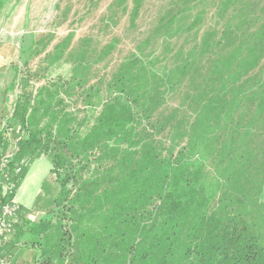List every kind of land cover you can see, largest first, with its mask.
Masks as SVG:
<instances>
[{
	"label": "trees",
	"instance_id": "16d2710c",
	"mask_svg": "<svg viewBox=\"0 0 264 264\" xmlns=\"http://www.w3.org/2000/svg\"><path fill=\"white\" fill-rule=\"evenodd\" d=\"M144 1L114 7L130 2L134 27ZM171 5L105 79L90 83L91 65L115 44L70 53L73 34L48 61L71 60L65 83L33 91L13 68L1 99L17 80V191L34 162L51 165L49 207L20 229L37 264H264V0Z\"/></svg>",
	"mask_w": 264,
	"mask_h": 264
},
{
	"label": "rangeland",
	"instance_id": "374dc122",
	"mask_svg": "<svg viewBox=\"0 0 264 264\" xmlns=\"http://www.w3.org/2000/svg\"><path fill=\"white\" fill-rule=\"evenodd\" d=\"M27 5L17 8L18 18L25 20L23 24L18 25L19 43L17 56L13 59L9 57L6 65L0 62V132L2 128H9V146L7 152H11L15 141L18 139L19 126L17 117L12 116L16 96L21 94V88L18 87L16 80L10 93L3 100L2 91L15 78L13 68L18 71V76L29 77L31 89L34 91L43 85L53 82L65 83L71 76V60L65 58L60 62L48 66V61L53 53V47L63 41L69 34H73L72 44L68 50L70 53L79 51L83 40L92 41L90 50L93 55L98 54L107 44H115V50L107 59L91 65L89 82L94 83L99 78L109 77L114 69L128 56L134 52L136 46L144 42L145 39L152 36L157 19L163 16L171 7L175 0H145L140 8L139 16L135 21V26L129 25L131 4L128 2L127 12L114 7L116 0H26ZM211 6H207L208 15L205 19V25L211 24L213 14ZM196 12L193 11L192 14ZM110 18V20H108ZM20 19V20H21ZM173 40V39H172ZM181 38H175L172 42L174 46L181 44ZM155 42V43H154ZM164 42L162 37L154 38V43L147 49L161 51ZM18 43V44H19ZM20 46V49H19ZM35 49V50H34ZM17 54V53H15ZM93 59V56L91 58ZM67 60V61H66ZM10 70H12L10 72ZM9 73V74H8ZM177 102V98L173 102ZM70 109L82 110L81 104L70 105ZM13 126L12 129L10 128ZM13 130V131H11ZM51 165L49 160L41 157L34 162L27 172V176L20 185L17 201L23 209L19 212V230H24L27 223H37L49 207L48 194L50 190L45 181L49 180V170ZM44 182V187L41 188ZM52 196L58 190L57 185L51 187ZM18 189V190H19ZM264 200V191H263ZM51 211V208L48 210ZM47 211V213H48ZM23 226V227H22ZM18 245L12 254V261L17 259L27 264H35L34 246L28 241V235L21 230Z\"/></svg>",
	"mask_w": 264,
	"mask_h": 264
},
{
	"label": "built area",
	"instance_id": "2783aa9c",
	"mask_svg": "<svg viewBox=\"0 0 264 264\" xmlns=\"http://www.w3.org/2000/svg\"><path fill=\"white\" fill-rule=\"evenodd\" d=\"M15 150L16 145L11 152L0 153V264H13L7 248L18 233L20 219V205L15 196L22 167L18 165L10 170Z\"/></svg>",
	"mask_w": 264,
	"mask_h": 264
},
{
	"label": "crops",
	"instance_id": "0c3cea01",
	"mask_svg": "<svg viewBox=\"0 0 264 264\" xmlns=\"http://www.w3.org/2000/svg\"><path fill=\"white\" fill-rule=\"evenodd\" d=\"M26 5H27L26 0H0V62H4L3 65L7 64L9 57L13 59V57L17 56L18 52H20L19 50H17L18 45H20L19 37H18L19 36L18 35L19 33L18 25L23 24L25 20V16L23 17V20L21 18H18L19 13L17 14V8L18 7L22 8V7H25ZM19 49H20V46H19ZM1 74L2 73L0 72V77H1ZM19 191L20 189L17 191L16 196H15V200L17 203L18 201L16 197ZM20 207L22 208L23 206L20 205ZM12 243H13L12 245L10 244V246H8L11 257H13L12 256L13 251L18 245L17 239H14ZM8 248H7V251H8ZM13 264H27V263H25L22 260L17 259L13 261ZM35 264H37L36 261H35Z\"/></svg>",
	"mask_w": 264,
	"mask_h": 264
}]
</instances>
